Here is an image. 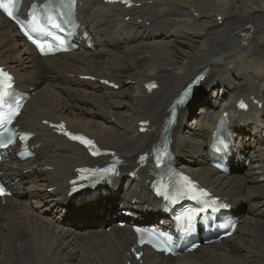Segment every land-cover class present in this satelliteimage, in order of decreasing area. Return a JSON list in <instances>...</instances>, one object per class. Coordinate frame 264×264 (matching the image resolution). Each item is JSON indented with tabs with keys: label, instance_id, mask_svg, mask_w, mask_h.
Returning <instances> with one entry per match:
<instances>
[{
	"label": "bare ground",
	"instance_id": "1",
	"mask_svg": "<svg viewBox=\"0 0 264 264\" xmlns=\"http://www.w3.org/2000/svg\"><path fill=\"white\" fill-rule=\"evenodd\" d=\"M134 1L131 8L81 1L78 14L95 47L87 49L83 41L78 51L54 57H40L0 12V64L31 95L17 124L35 133L36 153L25 162L10 154L0 167L12 191L0 199V264L132 260L130 223L160 200L146 183L147 167L130 172L138 155L158 141L182 91L203 74L174 115V164L230 203L240 225L231 237L192 253L165 257L144 248L142 260L132 264H264V0ZM87 75L98 80L82 79ZM155 81L157 89L148 92L146 85ZM242 98L250 107L233 112L231 171L222 173L212 166L209 144L218 116ZM46 120H65L125 159L108 192L68 198L76 168L108 159H91ZM142 121H150L145 133ZM119 221L127 223L120 227Z\"/></svg>",
	"mask_w": 264,
	"mask_h": 264
},
{
	"label": "snow or ice",
	"instance_id": "2",
	"mask_svg": "<svg viewBox=\"0 0 264 264\" xmlns=\"http://www.w3.org/2000/svg\"><path fill=\"white\" fill-rule=\"evenodd\" d=\"M123 3L125 4H129L130 0H122ZM15 3H19V0H0V9H2L9 17H13L16 18L14 15V12L12 10V6ZM49 23L51 24L52 27L54 28H60V25L58 23H56L51 17H49ZM27 28H32V31H40V32H44V28L40 27V28H34L32 27L31 24L27 25ZM27 28H25V35H29V32L27 31ZM29 39H32V37L29 35ZM33 43L36 44V46L40 49V51L43 54H48L49 52L52 51V48L50 45H45L43 43H41L38 40L33 39ZM61 44L64 43L63 40L60 41ZM12 80L13 77L6 72L4 69L0 68V103L4 102L3 101V97L7 96L9 94V89L12 87ZM107 83V82H105ZM149 88V90L153 89L156 87L155 84H150L147 86ZM239 107L240 108H246V104L241 100L239 103ZM18 112L16 111H12L11 115L7 118V122L11 123L12 118L17 115ZM0 127H4L3 123L0 122ZM60 129H63L64 126L63 125H59L58 126ZM5 134H6V140H5ZM65 135L69 136L71 139L73 140H79L82 144L89 146L90 149H95V144L93 141L91 140H87L86 138H84L83 136H75L72 135L71 133L65 131L64 132ZM14 133H11L7 128H4L3 132H0V147H4L7 146V144H10L13 142V137ZM28 134H23L21 135V139H25L27 137ZM217 142L218 144L222 147V148H227L228 147V143L226 141V138H220L219 136H217ZM221 147H217L216 150L220 151ZM94 155L99 154V149H96L93 152ZM141 159H145L144 157H142ZM159 159V157H158ZM82 172H87L90 171L88 169H81ZM185 186L188 188V191L190 192H199V195L202 197H208L209 193L206 192L204 189L200 188L197 189L195 183L190 180L188 177L184 176L182 177ZM4 189L2 187H0V195H4ZM181 194H185V193H181ZM193 199H196L197 197L195 195L192 196ZM212 203H215V201H212ZM223 206V205H222ZM140 229H137V232L140 233ZM143 239L141 240V243H143Z\"/></svg>",
	"mask_w": 264,
	"mask_h": 264
},
{
	"label": "rangeland",
	"instance_id": "3",
	"mask_svg": "<svg viewBox=\"0 0 264 264\" xmlns=\"http://www.w3.org/2000/svg\"><path fill=\"white\" fill-rule=\"evenodd\" d=\"M204 95H206V93H205ZM199 105H200V102H199V100H198V101H196V104L194 105V107H193L192 109H193V110H197L198 107H199ZM107 227H109V226H107Z\"/></svg>",
	"mask_w": 264,
	"mask_h": 264
}]
</instances>
